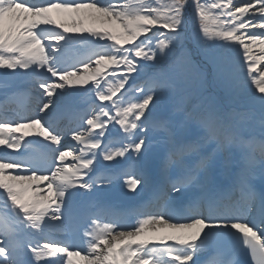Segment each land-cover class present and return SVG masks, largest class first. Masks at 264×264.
<instances>
[{"label":"snow or ice","instance_id":"obj_1","mask_svg":"<svg viewBox=\"0 0 264 264\" xmlns=\"http://www.w3.org/2000/svg\"><path fill=\"white\" fill-rule=\"evenodd\" d=\"M168 61L180 70L137 82L143 67ZM207 65L229 90L254 89L249 102L264 128V0H0V75L22 79L35 99L22 113L0 110V264H78L73 256L83 264H198L199 253L231 241L251 264H264V147L259 160L242 153L225 187L213 172L217 156L251 149L254 139L211 104L152 115ZM84 93L88 109L59 128L56 111ZM117 125L122 135L108 139ZM129 158L143 164L116 167ZM121 176L129 191L159 178L157 207L134 224L100 223L107 207L96 201L82 245L44 235L74 218L78 195ZM145 226L172 233L159 244L134 239Z\"/></svg>","mask_w":264,"mask_h":264},{"label":"bare ground","instance_id":"obj_2","mask_svg":"<svg viewBox=\"0 0 264 264\" xmlns=\"http://www.w3.org/2000/svg\"><path fill=\"white\" fill-rule=\"evenodd\" d=\"M53 17L55 19H57V20H61V19L64 18L63 16H61L59 14H56V13H53ZM232 51L234 53L238 52V55H240L242 53V49L238 50V46H234ZM5 81H7V80H5ZM19 81H23V80L11 77L9 86H11L12 84L16 85V83L19 82ZM17 85L19 86L20 84H17ZM9 86H7V87H9ZM252 92H254V89H252L251 91L249 89H245L243 91H239V95H240V98L243 100V103L247 102L246 100L250 97ZM85 94L86 93L75 97L74 99H72V100L68 101L67 103H65L62 107L66 106L69 103H72V104L84 103V102H81V101H82V98H84ZM15 95L17 96L16 99H18V98L23 96L22 93H17ZM77 98H78V100H76ZM217 169H220L221 173H224V171H225V168L224 169L217 168ZM147 184H149V182ZM171 233H172V230L167 229V228H162V227H159V226H156L155 228H153L151 226H145L143 232L139 236L135 237L134 239H137V240H139V239H148V240L153 241V243H157V242H159V240L156 239V238L163 237V236L169 235Z\"/></svg>","mask_w":264,"mask_h":264},{"label":"rangeland","instance_id":"obj_3","mask_svg":"<svg viewBox=\"0 0 264 264\" xmlns=\"http://www.w3.org/2000/svg\"><path fill=\"white\" fill-rule=\"evenodd\" d=\"M189 45H190V44H189ZM242 54H243V53H242ZM242 54L239 55L240 58H242ZM177 55H178V54H177ZM162 64H163V63H162ZM162 64H161V65H162ZM167 64H169V63L167 62ZM158 67H159V66H158ZM156 69H157V68H156ZM156 69H151L150 71H154V70H156ZM142 70H145V68L143 67ZM212 74H213V73H211V72H209V71H207V70H204L203 75H194V74H190L187 83H190V82H191V81H190V79H191L190 76H193V77L198 78V79L200 80L199 83L197 84V87L195 88L194 91H196V90L198 89V87L204 89L205 86L208 84L209 80L211 79ZM140 75H141L142 77H143V76L145 77V76L147 75V73H146V72H142ZM213 80L215 81L214 85H217V80H216V78H213ZM218 81H219V80H218ZM138 82H139V81H138ZM224 85H226V84L224 83ZM186 86H188V85L184 84L182 87L178 88L176 91H174V92H170L169 95H168V97H167L162 103L158 104L157 109H158L159 111H165V110H166V107H167V105H168V102H169L172 98L176 97L175 94L184 91ZM193 86H194V84L191 83V87H193ZM226 86H227V85H226ZM225 95H226V94H225ZM226 96H228V97L231 96L233 99H234V97L240 99V95H239V92H238V91H235V94H233V95H226Z\"/></svg>","mask_w":264,"mask_h":264}]
</instances>
